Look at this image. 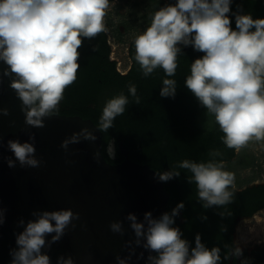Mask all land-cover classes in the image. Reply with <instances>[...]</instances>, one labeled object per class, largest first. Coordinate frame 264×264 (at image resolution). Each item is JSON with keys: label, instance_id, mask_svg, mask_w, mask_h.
I'll use <instances>...</instances> for the list:
<instances>
[{"label": "clouds", "instance_id": "9594fccd", "mask_svg": "<svg viewBox=\"0 0 264 264\" xmlns=\"http://www.w3.org/2000/svg\"><path fill=\"white\" fill-rule=\"evenodd\" d=\"M232 2L176 0L159 8L150 25L135 38L134 58L144 77L162 69L167 78L162 80L160 96L174 97L177 82L172 77L176 75L181 53L178 45H190L202 53L191 63L184 84L218 125L223 144L239 151L253 140L264 142V18L232 14ZM109 7V0H0V60L8 66L4 75L11 73L16 77L10 87L22 102L26 125L43 128L44 118L59 112L65 89L77 79L82 37L91 39L107 31L104 17ZM230 14L235 16V28ZM128 90L139 103L135 85L129 84ZM128 103L123 93L107 100L99 119L100 130L111 128ZM0 112L8 115L6 109ZM81 137L95 140L84 128L65 139L61 147L67 150L70 143H79ZM30 139L34 141L35 135ZM8 148L22 167L40 166L34 143L10 140ZM8 165L14 167L15 162L9 159ZM178 167L192 174L189 183H195L197 197L205 209L232 203L235 175L225 170L223 161L198 163L185 159ZM155 175L159 181L168 182L180 172ZM183 207L179 203L171 214L165 212L159 219L146 212L147 226L129 213L125 219L130 221L135 244L155 253L148 257L150 264H220V248L209 249L199 235L195 237V246L190 247L181 230L173 226L174 217ZM32 215L36 219L26 225L20 221L24 227L16 235V248L10 250V264H51L50 256L43 250L59 242L70 225L75 228L73 221L80 218L71 209ZM3 223L4 209L0 207V225ZM109 228L124 235L119 221L111 222ZM49 236L51 240L47 239ZM142 239L146 241L143 245ZM231 255L239 258L243 249L236 246ZM228 258L226 255L225 259ZM116 259L118 264H126L125 258ZM57 264H74V260L60 256ZM241 264H249V260Z\"/></svg>", "mask_w": 264, "mask_h": 264}, {"label": "water", "instance_id": "95a60500", "mask_svg": "<svg viewBox=\"0 0 264 264\" xmlns=\"http://www.w3.org/2000/svg\"><path fill=\"white\" fill-rule=\"evenodd\" d=\"M5 70L8 66L0 60V109L8 111V115L0 112V207L4 209L0 264H10L16 235L29 220L36 219L34 212L61 209H71L80 218L73 221L75 228L70 225L59 242L43 250L51 264H57L60 256H71L74 264H118L117 256L125 258L126 264H150L148 257L155 253L135 244L130 221L125 217L132 213L147 226L146 212H151L154 219L167 212L170 193L156 177L158 172L149 164L132 160L122 143L125 159L116 164L108 162L102 151L101 130L92 119L55 113L44 118L43 128L26 125L22 102L10 87L16 77L4 75ZM84 128L95 140L81 137L67 150L61 147L65 139ZM33 134L34 141L30 139ZM10 140L34 143L40 166L22 167L8 148ZM9 159L15 162L14 167H9ZM117 221L122 223L123 236L109 228ZM145 242L142 239L141 245Z\"/></svg>", "mask_w": 264, "mask_h": 264}, {"label": "trees", "instance_id": "16d2710c", "mask_svg": "<svg viewBox=\"0 0 264 264\" xmlns=\"http://www.w3.org/2000/svg\"><path fill=\"white\" fill-rule=\"evenodd\" d=\"M153 2L149 7L152 15L176 0ZM231 8L232 14L264 18V0H233ZM232 27L235 28L234 15ZM178 47L181 53L177 57L176 75L172 77L177 82L176 94L174 97H161L162 80L167 77L160 68L144 77L134 58L135 46L129 53L132 64L123 73L117 69L116 61L110 59V48L103 33L91 39L82 37V46L78 49L80 67L77 79L65 89L58 114L80 115L92 119L99 127L106 101L120 93L126 95L129 103L124 114L118 116L107 131H101L102 151L107 161L116 164L125 159L120 149L122 143L132 160L149 164L158 173L179 171L178 177L164 182L171 198H180L184 209L191 214L196 209L198 214L194 215L195 218L206 223L207 228H219L220 233L231 236L232 224L238 214H251L264 206V183L243 191L231 189L233 201L226 206L203 207V202L197 197L195 183H189L192 174L187 169H180L179 162L185 159L198 163L223 161L225 170L229 171V164L237 157V152L223 144V133L218 125L184 84L190 74L191 63L203 54L194 51L190 45ZM129 84L135 85L139 103L130 95ZM111 142L116 146L115 157L107 150ZM213 152L220 154L212 155ZM222 212L223 216L220 215Z\"/></svg>", "mask_w": 264, "mask_h": 264}, {"label": "flooded vegetation", "instance_id": "af4514ba", "mask_svg": "<svg viewBox=\"0 0 264 264\" xmlns=\"http://www.w3.org/2000/svg\"><path fill=\"white\" fill-rule=\"evenodd\" d=\"M151 1H152L151 3L153 4L154 3L153 0ZM109 2H110V7L115 6L116 7L115 9L116 10L118 9L120 12H122V10L127 8L126 10L127 13L129 10V6L137 5L142 10H145V12L142 13L141 18L144 20V22L148 21V17H149L148 10L150 7L149 0H132L130 2L129 0L127 1L125 0V2L124 0H109ZM128 2L130 5H125V3H128ZM111 12L112 11L110 9L106 10L107 16L104 17V22H105L106 29L108 30L106 32H102L106 36V43L110 48L109 53H112V45L109 40L110 33H112L113 35H117V32L122 33L126 29V27L129 25L127 22L126 24L119 23L115 27L112 26L113 21H112V17L110 16ZM138 18L139 17H137V20ZM148 26H149L148 23H145V29ZM109 30H110V33H109ZM132 46H134V43L131 44L129 48L130 51H131ZM110 59H112L111 54H110ZM109 146H112L113 148L110 150ZM247 149L248 147H245V148L240 149L237 152L239 156H242L241 165L249 169L257 168L259 164L257 165L255 164L257 163L256 152H250V151H247ZM107 150L110 151V154L112 157H115L116 155L115 143H110L107 147ZM263 183L264 181H254L253 183L246 184L243 187H240L239 189H236L235 187L233 189L237 191H243L247 188H250L255 185L263 184ZM179 203H183L184 205V202H182L180 198L174 199V198H171L170 196L168 203H167V212L171 214L172 209L175 208ZM263 210H264V206H262L261 208L254 211L251 214H247L245 212L242 214H238L235 217L233 224H232L231 236L230 235L227 236L225 232L224 234L220 233L219 228H213V229L212 227L207 228L206 223L195 218L194 215L198 214L196 209L191 214L189 210L186 211L183 207V209L180 210L178 215L174 217L175 224L173 226L178 227L181 230L183 234L182 238L186 239L189 242L190 247L195 246V237L199 235L201 237V242L209 249H211L212 247L220 248V256H221L220 264H241V262L245 259L249 260V264H264V240L252 243V245L249 243L241 244V243H238V241L236 240L237 228H238V223L240 222V220L249 219L253 217L257 212L263 211ZM229 227L230 225L228 226V228ZM236 246H239L243 249V256L239 258L233 257L231 255L233 249ZM226 255L229 257L228 259H225Z\"/></svg>", "mask_w": 264, "mask_h": 264}, {"label": "rangeland", "instance_id": "374dc122", "mask_svg": "<svg viewBox=\"0 0 264 264\" xmlns=\"http://www.w3.org/2000/svg\"><path fill=\"white\" fill-rule=\"evenodd\" d=\"M130 1L132 0H129V2ZM149 1L151 6L152 1ZM129 2L125 3V5H130ZM115 8V6L109 7V9L112 11L110 13L113 21L112 26L115 27L119 23L126 24L127 22L129 25L122 33L117 32V35H113L109 30V40L112 45L111 58L116 61L117 69L125 73L129 70L132 64V60L129 54V48L131 44L134 43L135 38L146 30L145 23H148V25H150L152 14L150 11L151 9L149 8L148 21L144 22V20L141 18V15L145 12V10H142L137 5L129 6L128 13L126 12L127 8L122 10V12H120L118 9L116 10ZM137 17H139L138 20ZM247 147V151L256 152L257 163L255 164L259 165L257 168L253 169L246 168L241 165L242 156H239V154H237V157L229 164V172H232L235 175L236 189H239L246 184L253 183L254 181H264V142H257L253 140L249 142ZM236 240L238 241V243H249L251 245L252 243L264 240V210L257 212L253 217L249 219L240 220V222L238 223Z\"/></svg>", "mask_w": 264, "mask_h": 264}]
</instances>
